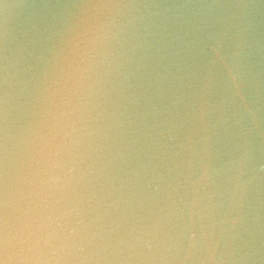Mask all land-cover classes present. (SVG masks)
Masks as SVG:
<instances>
[{
    "label": "water",
    "instance_id": "1",
    "mask_svg": "<svg viewBox=\"0 0 264 264\" xmlns=\"http://www.w3.org/2000/svg\"><path fill=\"white\" fill-rule=\"evenodd\" d=\"M0 264H264V0H0Z\"/></svg>",
    "mask_w": 264,
    "mask_h": 264
}]
</instances>
